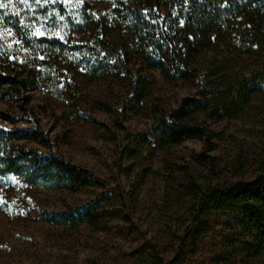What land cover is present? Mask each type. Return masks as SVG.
Returning <instances> with one entry per match:
<instances>
[{
	"label": "rangeland",
	"instance_id": "374dc122",
	"mask_svg": "<svg viewBox=\"0 0 264 264\" xmlns=\"http://www.w3.org/2000/svg\"><path fill=\"white\" fill-rule=\"evenodd\" d=\"M116 1L0 0V66L36 69L27 94L0 95V264H264L239 251L240 215L196 208L209 184L250 181L264 166V49L225 54L221 81L208 68L176 78L124 52ZM99 19L111 24L108 46ZM145 19L165 47L161 18ZM244 77L262 90L237 95ZM181 108L219 137L169 143ZM16 155L98 183L28 184L4 172Z\"/></svg>",
	"mask_w": 264,
	"mask_h": 264
},
{
	"label": "trees",
	"instance_id": "16d2710c",
	"mask_svg": "<svg viewBox=\"0 0 264 264\" xmlns=\"http://www.w3.org/2000/svg\"><path fill=\"white\" fill-rule=\"evenodd\" d=\"M115 6L120 16L128 18L121 22L129 32L127 44L120 45L124 52L133 51L149 69L171 70L176 78L184 79L192 72L199 74L198 71L208 68L217 70L216 80L221 81L226 73H220V69L227 72L225 54L241 58L264 49V0H117ZM149 15L161 18L159 37L165 47L153 40L146 30L145 18ZM110 25L100 19L93 25L104 46ZM51 44L60 45V40L54 39ZM14 66L9 71L0 66V95L24 96L33 88L36 69L24 70L17 61ZM243 80L247 84L233 90L237 95L247 94L248 98L249 94L262 90L255 80L249 82L245 77ZM183 104L201 109L208 101L188 99ZM186 114L181 108L169 115L179 123L168 125L169 143L178 145L197 137L215 136L198 126L186 124ZM3 165L5 173L18 175L31 185L55 182L74 189L98 183L91 177L88 183H80L81 173L58 174L40 160L29 164L18 155L6 157ZM196 208L199 217L210 213L240 215L236 239L239 251L248 258L264 255V166L250 181L242 180L225 187L209 184L200 192Z\"/></svg>",
	"mask_w": 264,
	"mask_h": 264
},
{
	"label": "snow or ice",
	"instance_id": "6c2138e0",
	"mask_svg": "<svg viewBox=\"0 0 264 264\" xmlns=\"http://www.w3.org/2000/svg\"><path fill=\"white\" fill-rule=\"evenodd\" d=\"M7 7H8L7 4H5V3H0V8H7Z\"/></svg>",
	"mask_w": 264,
	"mask_h": 264
}]
</instances>
